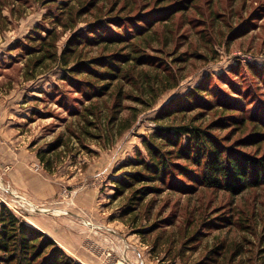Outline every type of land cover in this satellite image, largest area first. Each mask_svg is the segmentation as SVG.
Here are the masks:
<instances>
[{"label": "rangeland", "instance_id": "374dc122", "mask_svg": "<svg viewBox=\"0 0 264 264\" xmlns=\"http://www.w3.org/2000/svg\"><path fill=\"white\" fill-rule=\"evenodd\" d=\"M141 31L138 54L149 63L131 66L134 83L90 100L80 81L88 76L67 77L77 61L112 52L98 46L102 35ZM86 37L89 45L76 40ZM35 48L50 49L41 64ZM148 78L161 85L150 106L137 97L148 98ZM190 95L193 109L159 116ZM182 124L202 126L236 155L264 156V129L255 125H264V0H0V212L5 204L46 233L69 262L221 264L211 251L227 234L219 224L254 197L264 201V185L243 197L207 186L188 193L191 178L172 173L150 183L161 192L137 201L119 183L149 161L146 141L160 127ZM255 210L263 223L235 227L229 240L244 246L228 264H263L264 206Z\"/></svg>", "mask_w": 264, "mask_h": 264}, {"label": "trees", "instance_id": "16d2710c", "mask_svg": "<svg viewBox=\"0 0 264 264\" xmlns=\"http://www.w3.org/2000/svg\"><path fill=\"white\" fill-rule=\"evenodd\" d=\"M145 35V31L136 32L129 39L122 34H119L117 37L102 35L99 39H96L98 46L112 52L108 55L92 58L93 62L90 60L77 61L73 67L68 69L67 77L72 73L88 76L80 81L85 83L90 89V100L109 94L114 83L119 81L131 80L130 83H134L136 76L132 74L131 66L148 65L149 63V58L138 54L142 48L141 44L138 45L136 42L137 39H141ZM91 38L96 37L93 36ZM86 39L80 40L77 38L76 40L80 44L89 45L90 38L86 37ZM121 45V50L127 51L126 53L114 51ZM45 49L35 48L32 51L34 54L39 53L38 55H42L36 60L38 64L42 63L41 59L46 55L43 52L50 51V49ZM71 50L77 51V48ZM66 63L68 64L67 60ZM166 75L163 81H171L170 74ZM159 83V79H146L142 90L143 94L148 98L137 96L138 101L148 106L152 105L159 94L155 91L161 86ZM177 85V81L173 82L166 85L162 91L174 88ZM202 91V88L197 86L194 93ZM186 100L189 104H179V110L169 109L166 110L165 114L159 116L168 117L176 115L178 111L185 113L193 109L192 107L195 105L193 103L195 101L194 96L190 95ZM225 110H229V108L225 107ZM199 114V116H204V111ZM89 115L98 118L94 109L89 112ZM255 125L264 129V125ZM128 126L130 125L127 124L125 127L127 128ZM152 136L153 139L146 141L150 156L149 161L138 160L136 165H140L142 169L130 173L125 182L119 181L123 188L128 186L131 189L134 188V199L137 201L153 192H161V187L150 185V183L160 182L161 184H165L167 175L172 173L177 174L176 179L179 182H182L186 178H191V184H185L184 186L185 189L189 190V192L187 191L188 193L196 192L200 186H207L212 189L218 188L228 191L235 197H243L245 193L264 185V156L253 159L248 155H236L233 150L222 149L218 140L211 136L202 126L193 124L162 126ZM183 136L187 137L186 143L182 142ZM166 146H171L172 149L166 150ZM174 159L183 160L187 164L174 162ZM188 164L195 166L197 169L201 168V171L193 176L194 172L188 168ZM178 176L182 178H178ZM137 184H144V186L135 188ZM174 186L172 185V187ZM137 201L133 203L137 204ZM260 205L264 206V201L260 202V196L254 197L250 205L237 208V218L228 219V222L225 220V222L219 224L220 228L226 227L228 230L227 234L211 248L212 253L215 255V261L221 264L227 262L228 264L233 258L236 245L239 248L244 246L242 240L237 242V244H235V240H229V237L235 233V227L247 230L244 227H251L252 225L248 224L251 221L254 222L255 228L263 223V218L258 217L259 212L255 210ZM237 223H240L241 226H236ZM255 228H250V232ZM241 253L239 252V254ZM69 260L73 261L69 256L64 254L55 240L12 213L7 205L4 204L2 206L0 212V264H73Z\"/></svg>", "mask_w": 264, "mask_h": 264}, {"label": "bare ground", "instance_id": "6f19581e", "mask_svg": "<svg viewBox=\"0 0 264 264\" xmlns=\"http://www.w3.org/2000/svg\"><path fill=\"white\" fill-rule=\"evenodd\" d=\"M91 226V225H90ZM124 263V262H123Z\"/></svg>", "mask_w": 264, "mask_h": 264}]
</instances>
